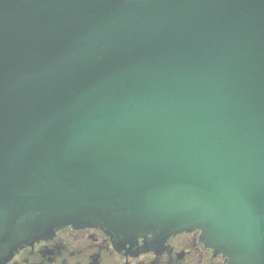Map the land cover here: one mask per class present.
Here are the masks:
<instances>
[{
    "label": "water",
    "instance_id": "95a60500",
    "mask_svg": "<svg viewBox=\"0 0 264 264\" xmlns=\"http://www.w3.org/2000/svg\"><path fill=\"white\" fill-rule=\"evenodd\" d=\"M64 227L264 264V0H0V264Z\"/></svg>",
    "mask_w": 264,
    "mask_h": 264
},
{
    "label": "flooded vegetation",
    "instance_id": "af4514ba",
    "mask_svg": "<svg viewBox=\"0 0 264 264\" xmlns=\"http://www.w3.org/2000/svg\"><path fill=\"white\" fill-rule=\"evenodd\" d=\"M198 231L168 237L162 244H116L97 228L58 229L48 239L19 248L2 264H225L207 248Z\"/></svg>",
    "mask_w": 264,
    "mask_h": 264
}]
</instances>
